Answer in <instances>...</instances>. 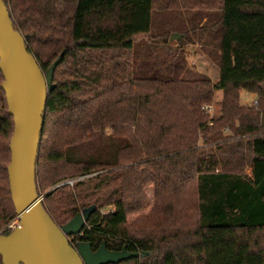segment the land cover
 Masks as SVG:
<instances>
[{"label":"trees","instance_id":"trees-1","mask_svg":"<svg viewBox=\"0 0 264 264\" xmlns=\"http://www.w3.org/2000/svg\"><path fill=\"white\" fill-rule=\"evenodd\" d=\"M3 1L43 72L62 55L36 168L52 220L94 205L82 242L148 252L108 264H264V0ZM161 9L200 12L217 84L186 77L183 58L136 67L138 39ZM215 90L221 114L209 118L202 106ZM242 91L256 104H241ZM0 94L2 225L16 214L6 169L14 124Z\"/></svg>","mask_w":264,"mask_h":264},{"label":"water","instance_id":"water-1","mask_svg":"<svg viewBox=\"0 0 264 264\" xmlns=\"http://www.w3.org/2000/svg\"><path fill=\"white\" fill-rule=\"evenodd\" d=\"M172 33L169 40H179ZM62 55L43 72L28 50L24 36L14 28L7 5L0 0V89L7 113L13 118L7 165L11 200L17 226L0 234L1 264H108L144 257L148 252L109 251L102 242L93 251L91 243L71 246L67 237L79 234L95 206L83 208L59 226L42 204L36 182L37 157L47 95L56 87L53 75Z\"/></svg>","mask_w":264,"mask_h":264},{"label":"rangeland","instance_id":"rangeland-1","mask_svg":"<svg viewBox=\"0 0 264 264\" xmlns=\"http://www.w3.org/2000/svg\"><path fill=\"white\" fill-rule=\"evenodd\" d=\"M199 15L200 12L186 10H154L150 34L139 37L138 44H136V67H142L141 69L144 71L150 66L160 70L174 64L178 59L182 61L181 58H183L185 69H187L186 77L193 78L194 74H203L209 77L214 84H217L219 68L216 41L209 42L211 38L207 37V30L200 29L205 20H202ZM172 33L181 34L182 37L179 40H169ZM206 41L209 44H206ZM221 99L222 91L215 90L214 97L208 104L212 108L211 112H208L209 118H217L221 114ZM254 99L253 94L245 91L240 94V101L243 105H251ZM2 106L3 100L0 94V110ZM223 134L225 136L231 135L226 127L223 128ZM245 172L248 173L249 170L246 169ZM51 189L52 187H48L45 192ZM15 218L16 216L0 225V234L5 232L7 226Z\"/></svg>","mask_w":264,"mask_h":264},{"label":"built area","instance_id":"built-area-1","mask_svg":"<svg viewBox=\"0 0 264 264\" xmlns=\"http://www.w3.org/2000/svg\"><path fill=\"white\" fill-rule=\"evenodd\" d=\"M253 105L256 104V100H254L252 102ZM202 108L206 111V112H211L212 108L210 105H203ZM79 179H81V177H77V178H70V179H67L61 183H59L58 185H70V186H73L74 183L76 181H78ZM101 214H106L108 213V211H105V210H100ZM17 223H18V217L16 216L15 220L11 221V223L7 226L5 232H10L12 231L16 226H17ZM82 236V231L77 234V235H71V236H68L67 237V240L68 242L71 244V246L73 247H76V244L79 242V238ZM79 239V240H78Z\"/></svg>","mask_w":264,"mask_h":264},{"label":"flooded vegetation","instance_id":"flooded-vegetation-1","mask_svg":"<svg viewBox=\"0 0 264 264\" xmlns=\"http://www.w3.org/2000/svg\"><path fill=\"white\" fill-rule=\"evenodd\" d=\"M79 240V239H78ZM81 240H79V242H80ZM95 251V250H94Z\"/></svg>","mask_w":264,"mask_h":264}]
</instances>
